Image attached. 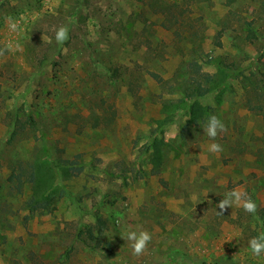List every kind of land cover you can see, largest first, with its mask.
<instances>
[{
  "label": "rangeland",
  "instance_id": "rangeland-1",
  "mask_svg": "<svg viewBox=\"0 0 264 264\" xmlns=\"http://www.w3.org/2000/svg\"><path fill=\"white\" fill-rule=\"evenodd\" d=\"M9 17L22 30L10 32ZM62 25L68 40L58 44ZM8 41L20 47L0 56V264H264L248 248L264 232V99L248 103L237 78L197 101L227 128L219 153L208 151L209 117L192 126L185 109H165L194 60L210 74L216 62L264 74V0H0V49ZM12 112L37 127L16 128L8 143ZM57 149L70 175L55 177L47 211L30 212L12 168L47 167ZM234 188L256 213L235 204L217 213ZM77 228L99 247L72 243ZM140 230L152 240L135 256L126 234Z\"/></svg>",
  "mask_w": 264,
  "mask_h": 264
},
{
  "label": "trees",
  "instance_id": "trees-1",
  "mask_svg": "<svg viewBox=\"0 0 264 264\" xmlns=\"http://www.w3.org/2000/svg\"><path fill=\"white\" fill-rule=\"evenodd\" d=\"M247 25V34L246 38L251 40V37L254 38V32L250 28V24ZM202 66L198 61H192L185 68V78L181 82L177 91H175V95L177 96L178 104H165V109L168 107H172L174 111H181L185 109L186 116L188 118L187 123L189 125L195 126L200 123H203L209 117L208 108L202 106L197 101L200 99L206 98L208 95L216 92L217 94L223 93L225 90H231L232 85L229 83L230 80L240 79L242 83V87L245 90H248L249 96L247 97L248 103L251 102V99L256 96L262 97L264 99V74L258 73L256 71L253 76L252 75H244L239 72L235 67L233 62H229L226 65L221 62H216L212 65L214 70L213 74L205 73L201 69ZM247 109L249 111L262 112L263 106L256 104V106H251L247 104ZM167 118L159 124L160 127L165 126L172 119L169 117L171 115L172 110L167 111ZM21 116L17 114V112H12V117L10 120V125L13 124V128L11 129V133L8 139V143L13 139L17 134L18 129H36L37 124L36 120H34L31 113L27 112L26 114L21 113ZM95 127V126H94ZM160 145V143H158ZM51 150L46 148V158L49 159L51 157ZM57 154L53 158V161H50L47 164V167L41 165V163L35 161L31 166L27 169L24 167L12 168L11 175L13 177H17V180L20 184L28 186L30 189V197L27 201V210L30 212L37 211L42 207L44 210H48L49 205L55 201V195L57 194V188L54 186L56 176L57 179L67 178L70 174L71 170L70 165L72 164L70 161L62 158L60 156L61 150H56ZM160 161L159 148L154 147L152 149V154L150 156V162L154 166V171H158V164ZM18 177H24L22 181ZM264 216V213L262 214ZM98 221L101 222L100 218L95 217ZM264 223V220H263ZM1 226V224H0ZM101 233V230H99ZM98 233V234H100ZM83 234L82 230L78 229L73 233L72 243L81 244L87 246V241H94L95 246L94 249L99 247L100 238L93 236V231L91 229L86 230V237L81 238ZM2 239L3 236H0ZM71 245L59 256L61 259H67L70 257L71 253L74 251V246Z\"/></svg>",
  "mask_w": 264,
  "mask_h": 264
},
{
  "label": "clouds",
  "instance_id": "clouds-1",
  "mask_svg": "<svg viewBox=\"0 0 264 264\" xmlns=\"http://www.w3.org/2000/svg\"><path fill=\"white\" fill-rule=\"evenodd\" d=\"M7 27L10 32H18L21 29V25L18 21L8 18ZM69 29L67 26H59L55 29V40L58 44H64L68 40ZM18 44H13L8 41L5 44L4 49H0V56L4 55L5 51H16L19 49ZM227 128L225 124L216 115H211L208 118L207 125L204 132L213 141L208 146V151L212 153H219L223 151L222 146L215 142V139L219 132H226ZM242 207L247 213L254 214L257 211V204L248 193L242 189L234 188L225 193L224 198H222L216 205L220 211L218 214H222L226 209L231 208L233 205ZM126 239L131 242L132 254L135 256L141 255L148 247L149 242L152 240V236L149 232L145 230L128 231L126 234ZM248 248L250 249L253 256L259 257L264 253V232L259 235L252 237L248 241Z\"/></svg>",
  "mask_w": 264,
  "mask_h": 264
}]
</instances>
